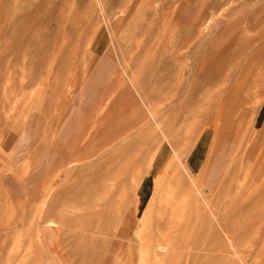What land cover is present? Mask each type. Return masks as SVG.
Masks as SVG:
<instances>
[{
	"label": "rangeland",
	"instance_id": "obj_1",
	"mask_svg": "<svg viewBox=\"0 0 264 264\" xmlns=\"http://www.w3.org/2000/svg\"><path fill=\"white\" fill-rule=\"evenodd\" d=\"M0 264H264V0H0Z\"/></svg>",
	"mask_w": 264,
	"mask_h": 264
},
{
	"label": "bare ground",
	"instance_id": "obj_2",
	"mask_svg": "<svg viewBox=\"0 0 264 264\" xmlns=\"http://www.w3.org/2000/svg\"><path fill=\"white\" fill-rule=\"evenodd\" d=\"M230 3V2H229ZM226 122V121H225ZM224 127H226V126H224ZM173 152V151H172ZM174 155V154H173ZM175 155H176V153H175ZM177 156V155H176ZM177 158H179L178 156H177ZM173 159V158H172ZM180 159V158H179ZM177 160V159H176ZM178 161V160H177ZM170 162V161H169ZM172 163L173 162H171V164L170 165H168V167L170 166V167H172L171 165H172ZM178 165V164H177ZM184 165V164H183ZM181 166V165H180ZM177 167V166H176ZM172 168H175V166L174 167H172ZM184 168V167H183ZM186 170V169H185ZM161 177V176H160ZM182 177V176H181ZM159 179V178H158ZM161 180H162V178H160ZM166 182V181H165ZM170 194V193H169ZM231 239V238H230ZM230 245V244H229ZM231 246V245H230ZM229 246V247H230Z\"/></svg>",
	"mask_w": 264,
	"mask_h": 264
}]
</instances>
